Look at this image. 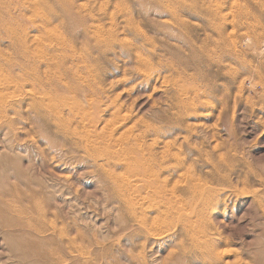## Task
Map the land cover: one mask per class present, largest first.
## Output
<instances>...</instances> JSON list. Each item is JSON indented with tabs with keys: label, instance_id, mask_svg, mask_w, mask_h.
Wrapping results in <instances>:
<instances>
[{
	"label": "rangeland",
	"instance_id": "374dc122",
	"mask_svg": "<svg viewBox=\"0 0 264 264\" xmlns=\"http://www.w3.org/2000/svg\"><path fill=\"white\" fill-rule=\"evenodd\" d=\"M0 264H264V0H0Z\"/></svg>",
	"mask_w": 264,
	"mask_h": 264
},
{
	"label": "bare ground",
	"instance_id": "6f19581e",
	"mask_svg": "<svg viewBox=\"0 0 264 264\" xmlns=\"http://www.w3.org/2000/svg\"><path fill=\"white\" fill-rule=\"evenodd\" d=\"M217 4V3H216ZM32 5V4H31ZM205 6H208V4L207 5H205ZM31 7H33V6H31ZM34 8H35V5H34ZM34 8H33V10H34ZM32 9V8H31ZM36 11V10H35ZM222 11V10H221ZM221 11H219V12H221ZM228 12H229V10H228ZM230 12H231V10H230ZM111 16V15H110ZM223 17V16H222ZM232 17V16H231ZM92 19V18H91ZM229 19V18H228ZM231 21L232 20H230V23H231ZM92 24V23H91ZM92 26V25H91ZM94 26V25H93ZM98 26H100V25H98ZM152 26V25H151ZM99 28V27H98ZM102 28V27H101ZM43 29V28H42ZM97 31V29L95 30V32ZM122 31V30H121ZM218 32H219V34H218V36H220V33H221V30H220V27H218ZM228 32H226V34H227ZM105 34V33H104ZM152 34L153 35H155L156 37H158V31H155V32H152ZM12 35H14L13 34V32H12ZM125 35V34H124ZM228 36H229V34H228ZM34 38V37H33ZM248 38V37H247ZM124 39V38H123ZM126 39V38H125ZM248 40H246V42H247ZM38 42V41H37ZM244 42V41H243ZM164 43V42H163ZM29 45V44H28ZM38 45H39V43H38ZM171 46V45H170ZM34 47V46H33ZM142 47V46H141ZM141 47H137V45L136 44H134V45H132V46H130V47H128V48H126L127 50L125 51L126 53H125V56L130 60V61H132L134 64H136V62H139V61H143V58H141L140 56H139V54H140V50H141ZM174 47V45L172 46V48ZM238 47V46H237ZM143 48H145L144 46H143ZM171 49V48H170ZM175 49V48H174ZM154 49H151L149 52L150 53H152V54H154L155 53V51H153ZM148 51V50H147ZM193 51H195V49H193ZM171 52V51H170ZM198 53H200V52H198ZM172 54V53H171ZM201 54V53H200ZM52 59V58H51ZM48 60V59H47ZM52 61V60H51ZM89 64V63H88ZM123 64V63H122ZM226 64H227V62H226ZM46 65V64H45ZM50 65H51V63H50ZM91 65V64H90ZM226 66V65H225ZM140 68V67H139ZM232 68V67H231ZM125 70V69H124ZM140 74V73H139ZM212 74V73H211ZM169 75V74H168ZM91 76V75H90ZM8 77H9V75H8ZM8 77H7V79H8ZM11 77V76H10ZM213 78H217L218 79V77H215V75H214V77ZM214 80V79H213ZM217 84V83H216ZM225 85V84H224ZM181 92L183 93V95L184 96H186V98H185V102H183V104L184 105H187L188 103H189V98H190V96H192L193 98H197L198 97V95L196 94V92H195V89L193 88V86L191 85V86H189V85H185L184 87H182L181 86ZM3 90V89H2ZM4 91V90H3ZM7 92V91H6ZM43 93V92H42ZM49 93V92H48ZM102 93V92H101ZM13 94V93H12ZM33 94V93H32ZM105 94H107V93H105ZM174 94V93H173ZM85 95V94H84ZM86 95H88V94H86ZM12 96H14V95H12ZM35 97V96H34ZM37 97V96H36ZM85 97V96H84ZM170 97V96H169ZM41 98V97H40ZM206 98V97H205ZM81 99V98H80ZM112 99V98H111ZM192 99V98H191ZM34 100V99H33ZM33 100H32V102H33ZM38 100V99H37ZM50 100V99H49ZM76 100V99H75ZM20 101V100H19ZM40 101V100H39ZM78 101V100H77ZM85 101H86V99H85ZM9 102V101H8ZM7 102V103H8ZM31 102V103H32ZM34 102H36V101H34ZM111 102V101H110ZM16 104V103H15ZM34 104V103H33ZM75 104V103H74ZM73 104V105H74ZM80 104V103H79ZM35 105V104H34ZM33 105V106H34ZM42 105H44V104H42ZM41 105V106H42ZM87 105V104H86ZM189 105V104H188ZM4 106V105H3ZM11 106V105H10ZM45 106V105H44ZM75 106H77V105H75ZM81 106V105H80ZM80 106H78V107H80ZM119 106V105H118ZM8 107V106H7ZM5 108V107H4ZM34 108V107H33ZM45 108V107H44ZM223 108V107H222ZM75 109V108H74ZM39 110V109H38ZM210 110V109H209ZM41 111V110H40ZM75 111V110H74ZM2 112V111H1ZM39 112V111H38ZM197 113V112H196ZM4 114V113H3ZM5 115V114H4ZM94 115V114H93ZM5 117V116H4ZM49 117V116H48ZM64 117V116H63ZM5 119V118H4ZM90 119V118H89ZM91 122V121H90ZM89 123V122H88ZM94 122H92V124H93ZM111 126V125H110ZM115 126V125H114ZM114 126H112V127H114ZM118 126V125H117ZM132 126V125H131ZM104 127V126H103ZM109 127V126H108ZM110 128V129H113V128ZM115 128H117V127H115ZM83 129V128H82ZM96 129H98V128H96ZM102 129V128H101ZM100 129V130H101ZM120 129V128H119ZM128 129V128H127ZM126 129V130H127ZM114 130V129H113ZM97 131V130H96ZM106 131V130H105ZM104 131V132H105ZM150 131V130H149ZM77 132V131H76ZM89 136H95L94 135V129L92 128V129H90L89 131ZM78 133V132H77ZM121 133V132H120ZM81 134V133H80ZM119 135V134H118ZM77 136H79L78 134H77ZM108 136H103V137H101V139H104V140H106L105 138H107ZM123 137H124V135H123ZM113 141V140H112ZM85 142H86V140H85ZM106 142H107V140H106ZM108 143V142H107ZM116 147H117V145H116ZM169 148V147H168ZM148 155V154H147ZM158 160V159H157ZM133 162V161H132ZM119 163V162H118ZM153 163V162H152ZM153 167V166H152ZM181 167V166H180ZM182 168V167H181ZM135 171L136 172H139V173H144V174H147L149 171H148V168L146 167V166H144V165H136L135 166ZM178 170V169H177ZM182 175V174H181ZM126 176L124 175V178H125ZM183 177V176H182ZM185 177H187V176H185ZM198 178V177H197ZM126 179V178H125ZM183 179H185V178H183ZM130 180V179H129ZM177 180V179H176ZM180 181V180H179ZM131 182V181H130ZM175 182V181H174ZM173 182V183H174ZM135 184H137L135 181H133L132 180V183L130 184V185H132V189H133V187L135 188V191H134V193L135 194H139V192L140 191H142V192H145V194H146V190H144V187H142V186H139V185H135ZM184 184V183H183ZM125 186V185H124ZM128 188H129V186H127ZM147 187H150L149 185H147ZM120 187H118V189H119ZM167 188V187H166ZM122 189V188H121ZM148 189V188H147ZM149 189H151V188H149ZM206 189V188H205ZM207 189H209V188H207ZM113 190H115V189H113ZM134 190V189H133ZM152 190V189H151ZM157 190H158V187H157ZM156 190V191H157ZM117 192H118V190H116ZM122 191H124V190H122ZM171 191V190H170ZM198 191V190H197ZM115 193V194H118V193ZM141 192V193H142ZM173 192V191H172ZM204 193V192H203ZM205 193H206V191H205ZM131 195V194H130ZM201 195H203V194H201ZM195 196H197V195H195ZM121 198V197H120ZM132 198V197H131ZM138 198V197H137ZM193 198V197H192ZM191 198V199H192ZM122 199H123V197H122ZM202 200L204 199V198H201ZM116 201H119L118 200V198H117V200ZM139 201V200H138ZM191 201V200H190ZM201 201V200H200ZM199 201V202H200ZM196 202V201H195ZM138 203V202H137ZM126 204V203H125ZM120 205V204H119ZM197 206V205H196ZM120 207H122V206H120ZM124 208V207H123ZM127 208H128V206H127ZM196 208V207H195ZM128 209H130V208H128ZM153 209H157V208H153ZM160 209V208H159ZM158 209V210H159ZM165 209V208H164ZM163 210V209H162ZM190 210V209H189ZM126 211V210H125ZM191 211V210H190ZM127 212V211H126ZM145 212V211H144ZM154 212V211H153ZM172 212V211H171ZM123 213V212H122ZM127 213H130V212H127ZM188 213V212H187ZM192 213V212H191ZM191 213H189V214H191ZM159 214V213H158ZM157 214V215H158ZM165 214H166V212H165ZM140 215V214H139ZM150 215V214H149ZM156 215V216H157ZM178 215V214H177ZM182 215H186V213L185 214H182ZM132 216V215H131ZM155 215H154V217H156ZM167 216V215H166ZM173 216V215H172ZM188 216V215H187ZM133 217V216H132ZM146 217V216H145ZM165 217V216H164ZM174 218V217H173ZM141 219V218H140ZM152 219V218H151ZM137 220H138V218H137ZM153 220V219H152ZM169 220V219H168ZM133 221V220H132ZM132 221L130 220V222L132 223ZM135 221V220H134ZM133 221V222H134ZM163 221V220H162ZM138 222H140V221H138ZM135 223V222H134ZM151 223V222H150ZM167 223V222H166ZM139 224V223H138ZM152 224V223H151ZM150 224V225H151ZM153 224H156V222L154 223L153 222ZM142 225H144V224H142ZM149 225V224H148ZM142 227V226H141ZM150 227H152V226H150ZM147 228V227H146ZM149 228V227H148ZM198 228V227H197ZM202 228V227H201ZM200 228V229H201ZM209 229V228H208ZM143 230H145V229H143ZM188 230V229H187ZM151 231V230H150ZM147 232V231H146ZM155 233V232H154ZM185 233V232H184ZM139 234V233H138ZM149 235V234H148ZM154 235V234H153ZM185 235V234H184ZM204 235V234H203ZM129 236H132V235H129ZM136 236V235H135ZM155 236L156 235H154V238H155ZM221 236V235H220ZM138 237V236H137ZM148 237V236H147ZM206 238V237H205ZM208 238V237H207ZM189 239V238H188ZM193 239V238H192ZM200 240H201V238H200ZM202 241V240H201ZM204 241V240H203ZM206 241V240H205ZM198 242V241H197ZM202 243V242H201ZM206 243V242H205ZM196 245V244H195ZM192 246V245H191ZM226 246V245H225ZM211 247L212 246H210V249H211ZM224 247V246H223ZM192 248V247H191ZM222 250V249H221ZM220 250V251H221ZM189 251V250H188ZM201 253V252H200ZM214 253V252H213ZM218 254V253H217ZM220 255V254H219ZM221 256H223V255H221ZM220 256V257H221ZM204 257V256H203ZM222 258V257H221ZM224 259V258H223ZM221 260V259H220ZM200 261V260H199ZM236 261V260H235ZM201 262V261H200ZM199 262V263H200ZM194 263V262H193Z\"/></svg>",
	"mask_w": 264,
	"mask_h": 264
}]
</instances>
